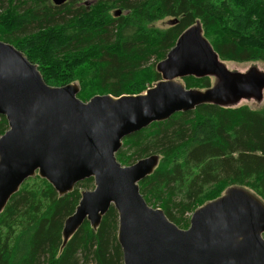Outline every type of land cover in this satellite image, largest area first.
Segmentation results:
<instances>
[{
	"label": "trees",
	"instance_id": "trees-1",
	"mask_svg": "<svg viewBox=\"0 0 264 264\" xmlns=\"http://www.w3.org/2000/svg\"><path fill=\"white\" fill-rule=\"evenodd\" d=\"M72 2L0 0V40L37 64L48 85L76 81L83 101L143 92L160 79L155 63L196 20L221 60L264 62V0ZM163 18L177 20L167 28L153 25ZM181 80L186 88L211 84L210 77ZM6 129L0 115V136ZM122 146L115 154L122 164L160 155L139 191L181 228L195 207L230 185L247 187L264 201V107L201 104L125 136ZM91 182L86 178L59 196L38 175L25 179L0 213V264H122L113 206L96 229L85 220L61 246L63 222L78 203L79 188Z\"/></svg>",
	"mask_w": 264,
	"mask_h": 264
},
{
	"label": "water",
	"instance_id": "water-1",
	"mask_svg": "<svg viewBox=\"0 0 264 264\" xmlns=\"http://www.w3.org/2000/svg\"><path fill=\"white\" fill-rule=\"evenodd\" d=\"M59 6L67 0H50ZM174 22L177 19H173ZM160 79L137 94H96L83 101L79 85L45 83L37 64L0 40V213L28 177L45 179L59 196L91 177L62 227V247L86 220L94 230L110 206L117 213L116 241L122 264H264V201L250 189L230 185L191 212L181 228L160 207L149 205L139 181L153 173L158 153L122 165V140L154 121L206 103L236 106L261 101L264 70L226 67L199 20L184 29L155 63ZM211 77L206 88L181 79Z\"/></svg>",
	"mask_w": 264,
	"mask_h": 264
},
{
	"label": "rangeland",
	"instance_id": "rangeland-1",
	"mask_svg": "<svg viewBox=\"0 0 264 264\" xmlns=\"http://www.w3.org/2000/svg\"><path fill=\"white\" fill-rule=\"evenodd\" d=\"M70 1H72V0H67L66 3H69ZM91 1L94 2V0H73V2L71 4H73V5H80V4L83 5V4H85V6H88L89 4H91L90 3ZM48 2L52 6H55V5H53V3L50 0H48ZM66 3L63 4V5H66ZM59 6H62V5H59ZM173 22H174V20L172 18H163L161 20L155 21L153 25L155 27H159V28H167L171 24H173ZM30 29H31V31H33L34 30V27L31 26V27H28L27 28V30H30ZM152 61H153V58H151V60L149 61V63H151ZM223 62L225 63L226 67H228L229 69H231V70H238V71H241V72L246 71L252 65L255 66V67H257L260 70H264V62L263 61L234 62V61L223 60ZM154 68H155V65H154ZM210 80H211L210 83L212 84L214 82V79L210 77ZM74 82H76V81H74ZM182 83H183V81H182ZM152 84L153 83H150L149 85H152ZM239 105H248L249 107H251L253 109H260V108L264 107V92H263V99L260 102L254 100V99H242L236 106H233V107H237ZM122 148H125V147L122 146ZM136 160L137 159H135L134 161H136ZM128 164H130V163H128ZM128 164H122V165H128ZM93 185L94 184H93V180H92V182L90 184H88V187H81L79 189H80V191H82V190H90V189L93 188ZM251 191L253 192V190H251ZM184 216L187 217V213H185Z\"/></svg>",
	"mask_w": 264,
	"mask_h": 264
}]
</instances>
